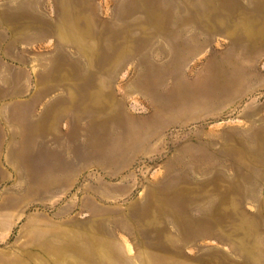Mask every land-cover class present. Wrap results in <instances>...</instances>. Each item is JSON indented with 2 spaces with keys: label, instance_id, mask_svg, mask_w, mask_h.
Returning <instances> with one entry per match:
<instances>
[{
  "label": "rangeland",
  "instance_id": "374dc122",
  "mask_svg": "<svg viewBox=\"0 0 264 264\" xmlns=\"http://www.w3.org/2000/svg\"><path fill=\"white\" fill-rule=\"evenodd\" d=\"M9 95L0 264H264V0H0Z\"/></svg>",
  "mask_w": 264,
  "mask_h": 264
},
{
  "label": "crops",
  "instance_id": "0c3cea01",
  "mask_svg": "<svg viewBox=\"0 0 264 264\" xmlns=\"http://www.w3.org/2000/svg\"><path fill=\"white\" fill-rule=\"evenodd\" d=\"M18 79H9L7 82H4L2 84H12L17 82ZM5 101L7 102H12L11 96L4 97ZM8 98V99H7ZM12 108L13 111L18 112V121H17V131H10L9 130V122H4L3 118L0 116V165L5 164H10L9 161L6 160L10 159V153L7 152L8 150H18V151H23L24 149L27 148V131H26V115H25V109L24 105H16L15 102H12ZM7 107L9 105H6ZM43 122H45L46 126V121L45 120H40L38 122H35V124L30 127L32 130L30 133H38L39 135L42 134L40 137L42 139L46 137L47 131L46 128L42 127ZM7 150V151H6ZM7 153H6V152ZM6 160V161H4Z\"/></svg>",
  "mask_w": 264,
  "mask_h": 264
}]
</instances>
